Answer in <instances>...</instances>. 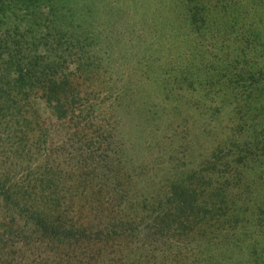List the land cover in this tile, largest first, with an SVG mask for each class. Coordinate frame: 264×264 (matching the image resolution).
<instances>
[{"label": "rangeland", "instance_id": "374dc122", "mask_svg": "<svg viewBox=\"0 0 264 264\" xmlns=\"http://www.w3.org/2000/svg\"><path fill=\"white\" fill-rule=\"evenodd\" d=\"M0 264H264V0H0Z\"/></svg>", "mask_w": 264, "mask_h": 264}]
</instances>
